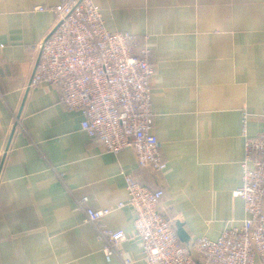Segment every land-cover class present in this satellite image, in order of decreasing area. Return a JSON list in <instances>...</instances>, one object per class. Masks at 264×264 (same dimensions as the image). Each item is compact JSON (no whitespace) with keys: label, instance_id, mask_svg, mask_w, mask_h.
<instances>
[{"label":"crops","instance_id":"crops-1","mask_svg":"<svg viewBox=\"0 0 264 264\" xmlns=\"http://www.w3.org/2000/svg\"><path fill=\"white\" fill-rule=\"evenodd\" d=\"M61 1L0 0V264H147L128 175L161 191V213L184 227L186 244L241 228L248 213L234 190L244 112L249 135L263 129L264 0H94L108 30L133 35L137 54L149 49L156 64L162 172L140 166L132 148L105 152L57 87L30 86L34 46L53 29ZM85 196L87 207L111 209L101 225L127 235L110 261L79 205Z\"/></svg>","mask_w":264,"mask_h":264},{"label":"built area","instance_id":"built-area-1","mask_svg":"<svg viewBox=\"0 0 264 264\" xmlns=\"http://www.w3.org/2000/svg\"><path fill=\"white\" fill-rule=\"evenodd\" d=\"M56 21L48 36L34 48L39 51L30 86L40 83L60 90L62 102L82 114L81 128L98 137L107 153L132 148L138 164L162 172L167 166L162 143L154 133L152 87L156 64L149 49L135 50V37L106 27L94 0H62L53 8ZM262 131L248 133L244 112L245 156L242 184L234 196L245 202L244 225L225 229L217 239L198 237L184 243L173 221L161 213L162 193L142 186L128 175L129 202L135 213V233L147 264H264V110ZM85 207L88 221L104 243L108 261L127 239L123 230L100 224L110 208ZM126 203L120 202L119 208ZM123 264H135L122 258Z\"/></svg>","mask_w":264,"mask_h":264},{"label":"water","instance_id":"water-1","mask_svg":"<svg viewBox=\"0 0 264 264\" xmlns=\"http://www.w3.org/2000/svg\"><path fill=\"white\" fill-rule=\"evenodd\" d=\"M177 233L179 238L183 241V242H187L189 241V234L186 232V230L184 229V227L182 225H179L178 229H177Z\"/></svg>","mask_w":264,"mask_h":264}]
</instances>
